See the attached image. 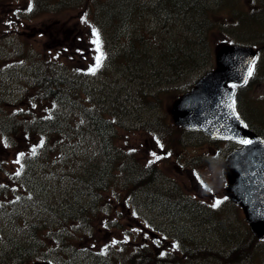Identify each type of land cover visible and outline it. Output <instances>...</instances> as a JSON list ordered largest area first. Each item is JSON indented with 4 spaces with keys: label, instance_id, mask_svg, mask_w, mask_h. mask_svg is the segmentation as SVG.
<instances>
[{
    "label": "trees",
    "instance_id": "16d2710c",
    "mask_svg": "<svg viewBox=\"0 0 264 264\" xmlns=\"http://www.w3.org/2000/svg\"><path fill=\"white\" fill-rule=\"evenodd\" d=\"M220 1L0 0V10L13 12L4 25L15 31L27 16H56L72 9L87 20L88 9L104 54L92 74L99 53L91 61H61L52 38L45 56L49 60H31L32 48L23 34L0 31V264H264V242L249 233L234 205L212 209L175 197L177 189L163 185L158 169L141 168L134 156L115 146L119 128L172 136L155 118L159 94L165 85L211 68L215 31L261 47L264 56V12L239 14L243 28H210L207 14L216 6L221 9ZM1 15L0 25L5 20ZM144 20L158 28H141ZM256 81H264V60ZM251 85L238 90L236 107L247 126L264 137V105L251 99ZM80 146L85 150L78 151ZM91 151L102 159L101 166L82 159ZM62 182L71 185L64 196L48 187ZM115 183L126 190L129 207L139 199L156 211L157 220L179 222L170 229L184 258L155 261L142 254L144 261L135 254L122 261L115 253L110 260L67 248L66 228L73 222L88 225L97 217L106 207L99 194Z\"/></svg>",
    "mask_w": 264,
    "mask_h": 264
},
{
    "label": "rangeland",
    "instance_id": "374dc122",
    "mask_svg": "<svg viewBox=\"0 0 264 264\" xmlns=\"http://www.w3.org/2000/svg\"><path fill=\"white\" fill-rule=\"evenodd\" d=\"M7 9L4 7L0 10V13L6 19H9L10 12L7 13ZM7 13V14H6ZM79 12L69 9L68 12H63L56 16H27L24 17V23H19V30L14 32H18L23 34L26 38L24 39L25 43H29L32 48L31 60H49L45 56L49 55V51L52 50L48 43L51 42L53 38V45L58 46L55 50H60L61 61L72 60L80 62L83 59L87 61H91L94 56L97 55L95 49H92L90 45L91 37V24L90 21L86 20V24L84 22V18L78 16ZM1 15V16H2ZM13 17V16H12ZM90 18V16H89ZM5 19V20H6ZM12 19V18H11ZM10 19V20H11ZM13 19H20L15 18ZM91 19V18H90ZM5 20L0 25V31L7 33V31L14 28H6L4 24ZM161 25V24H160ZM153 28H158L157 24H153ZM8 38V35L5 37ZM224 36L221 34H213L211 36V43L215 44L218 41L224 40ZM11 40V39H9ZM12 41V40H11ZM22 50L21 47H19ZM26 51V50H24ZM1 56V55H0ZM34 57V58H33ZM260 95H264V86L258 90ZM171 98H167L166 100L169 102L172 101ZM163 100L165 98L163 97ZM170 106V104L168 105ZM165 111V107H164ZM167 113V111H165ZM136 132L135 134H130L127 132ZM145 130L140 128L133 130H118V136L115 138V146L123 147L128 150H135L136 153L126 152V154L131 156H137L141 162H147L151 159L157 160L152 153H156L157 156L161 157L158 160V165L163 175V180L165 185L167 183H177L180 186L181 192L183 196H191L196 197L201 200H210L215 196H220L222 191V182L219 177V170L217 165L214 163L220 164L219 157L217 159H213V155L205 153L207 151L206 144H199V141H192L188 145L179 147L180 144L177 142V138L175 135V140H167L164 141L165 148L161 147V145L157 142L158 146L154 143L150 142V137L144 134ZM172 135H174L172 133ZM198 145V146H197ZM214 146V145H213ZM212 146V148H213ZM224 150L226 147L224 144H220V148ZM215 149V146L213 148ZM205 153L204 155H202ZM212 153V151H210ZM92 153H85L82 159H91ZM169 155H171L169 157ZM206 156H210L212 158V163L210 159ZM200 158L201 163L198 162L195 166L191 165L190 160ZM197 170H195V169ZM67 171V170H66ZM170 178V181L168 180ZM200 178V179H198ZM121 181V179H120ZM120 184H116V187L110 188V190L106 193L103 200H105V208H103L100 213H98L99 218H106L104 221L112 222L111 227L103 226L104 223L100 221L96 222L94 225L95 231L98 233L94 239L100 245V248H104L105 244H109L112 252H123L126 254L130 252H139V248H141V243L143 242V238L147 241L145 245L150 246L153 249V253L155 255V261L163 256V252H168V246L166 243H153L150 242V232L145 230H141V224L144 223V217L156 218V211L152 208H148L142 200L138 199V202L135 204L136 208L129 210L127 205L124 204L126 198V190L118 189ZM56 195H65L67 192H70L71 185L67 183H52V185L48 186ZM70 188V189H69ZM159 215V214H158ZM160 226L158 229L165 231L167 235L172 234L170 226L176 228L179 222L172 223L170 225V221L168 220H159ZM103 226V227H102ZM170 229V230H169ZM169 239V238H168ZM172 244H174L171 239H169ZM173 240V239H172ZM171 250L174 251V247L170 246ZM209 250V245H203V249ZM117 253L118 255H120ZM141 255V260H146L142 252H139ZM144 256H150V250H147L144 253ZM179 253L174 252L171 258L178 257ZM119 258H125V255H120ZM34 262L30 261L27 264H33ZM171 263V262H170ZM77 264V263H76Z\"/></svg>",
    "mask_w": 264,
    "mask_h": 264
},
{
    "label": "water",
    "instance_id": "95a60500",
    "mask_svg": "<svg viewBox=\"0 0 264 264\" xmlns=\"http://www.w3.org/2000/svg\"><path fill=\"white\" fill-rule=\"evenodd\" d=\"M254 57L251 48L221 47L215 71L177 100L171 115L176 125L199 128L211 136L251 139L249 145L226 157L222 174L228 198L243 209L252 233L264 238V142L245 130L229 107L233 91L228 83L241 85ZM255 198L260 204L254 203Z\"/></svg>",
    "mask_w": 264,
    "mask_h": 264
},
{
    "label": "snow or ice",
    "instance_id": "6c2138e0",
    "mask_svg": "<svg viewBox=\"0 0 264 264\" xmlns=\"http://www.w3.org/2000/svg\"><path fill=\"white\" fill-rule=\"evenodd\" d=\"M29 11H31V8L29 7L28 9ZM10 23V22H9ZM92 41L91 43L94 44L96 46L95 50L97 53H99L96 57H95V61L96 64L94 67H91L89 69V72L92 74H95V72L98 70V68L101 66L102 61L104 59V54L101 51V40H100V35L97 29L93 28L92 29ZM254 65H255V60L250 61L249 64V68L247 71V76L245 77V83H247L248 78H250L253 75V70H254ZM233 87H235V85H233ZM230 108H232L233 113H235V100L232 101V103L229 105ZM238 118V117H237ZM243 144H249L251 143V141L249 140H241L240 141ZM41 144H43V141H41ZM7 146V145H5ZM20 155H23L22 153ZM33 155H35V149H33ZM152 155L159 160L161 157L157 156L156 153H152ZM17 163L19 162V160L16 161ZM154 161H149V163H153ZM17 175H19V172H17ZM219 203H221L220 201H217L215 204H213V207H217L219 205Z\"/></svg>",
    "mask_w": 264,
    "mask_h": 264
},
{
    "label": "bare ground",
    "instance_id": "6f19581e",
    "mask_svg": "<svg viewBox=\"0 0 264 264\" xmlns=\"http://www.w3.org/2000/svg\"><path fill=\"white\" fill-rule=\"evenodd\" d=\"M238 13V12H237ZM163 62V61H162ZM82 150H85L83 146H80L79 147V150L78 151H82ZM30 215V214H29ZM172 219V218H171Z\"/></svg>",
    "mask_w": 264,
    "mask_h": 264
}]
</instances>
